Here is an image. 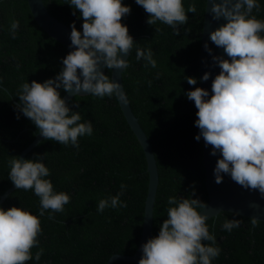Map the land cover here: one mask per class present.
Masks as SVG:
<instances>
[{"label": "trees", "instance_id": "16d2710c", "mask_svg": "<svg viewBox=\"0 0 264 264\" xmlns=\"http://www.w3.org/2000/svg\"><path fill=\"white\" fill-rule=\"evenodd\" d=\"M43 2L52 16L69 28L75 22L82 32L83 19L78 11L72 14L70 0ZM193 3L196 13H187ZM206 3L207 0H183L189 19L176 36L168 25H148V15L135 0H123L125 6L131 7V14L121 22L134 40L129 67L123 71V85L132 111L151 143L159 173L152 238L158 236L160 225L167 219V209L173 206L168 204L169 197L199 198L206 204L209 201L201 139L195 140L199 134L194 126L197 109L185 95L199 87ZM257 3L260 9H253L252 15L264 20V0ZM13 20L19 21L14 38L10 31ZM137 48H150L157 66L145 67L146 61H137ZM68 53L65 46L37 25L27 0H0V196L13 186L9 180L10 159L20 158L39 133L16 110L20 86L33 80L43 83L54 79ZM111 71L106 68L110 79ZM186 77L195 78L197 84L189 85ZM58 91L63 98L66 93ZM68 106L80 112L81 123L92 122V135L79 138V149L70 143L61 145L44 139L25 159L47 153L43 162L51 175L46 179L51 180L54 191L69 194L70 203L63 212L53 213L54 219H49L51 210L40 215L39 197L33 190L17 189L0 205L4 210L22 207L40 219L39 247L31 250L33 258L26 264H107L116 254L132 256L139 246L149 186L148 165L117 97L76 96ZM193 184L195 196H191ZM121 185L125 186L123 190ZM121 191L120 200L127 207L97 211L101 199ZM232 219L241 220V224L228 232L222 225ZM206 223L216 237L213 246L221 249L212 264H264V222L253 227L250 218L222 212ZM41 248L43 255L37 261L35 255Z\"/></svg>", "mask_w": 264, "mask_h": 264}, {"label": "clouds", "instance_id": "9594fccd", "mask_svg": "<svg viewBox=\"0 0 264 264\" xmlns=\"http://www.w3.org/2000/svg\"><path fill=\"white\" fill-rule=\"evenodd\" d=\"M135 3L148 15V25L157 22L168 25L176 36L180 35L179 27L188 23L187 13L197 11L193 3L186 13L183 0H135ZM69 5L74 9L72 14L78 11L83 19L82 32L77 30L75 22L70 25V47L74 50L63 58V68L54 79L23 83L15 107L45 140L61 145L70 143L79 149V138L93 133L92 122L81 123L80 112L70 109L58 89L76 96L82 92L100 98L115 95L127 103L121 84L105 75L100 65L108 70L127 69L128 60L122 54L131 52L134 40L121 22L131 14V7L125 6L123 0H70ZM253 9H260L257 0H222L221 3L213 0L212 19L223 18L227 23L212 31L210 40L223 49L227 59L212 57L220 72L212 80L211 95L200 87L185 95L197 109L194 126L199 134L195 140L199 142L203 138L205 146L212 148L210 155L221 156L213 172L215 183H222V174H226L244 189L258 190L264 197V20L252 15ZM18 27L19 21L13 20L10 28L13 38ZM204 47L211 55L208 45ZM136 59L146 61L145 67L157 66L150 48H137ZM210 75L206 72L202 80L208 81ZM186 80L189 85L197 84L195 78L186 77ZM46 154L23 161L19 157L10 159L9 180L18 190H33L39 197L40 215L51 210L49 219H54L52 214L63 212L71 197L66 192L54 191L51 180L46 179L51 175L43 162ZM124 187L121 185L122 190ZM194 188L193 184L191 196L196 195ZM122 194L121 191L101 199L97 211L127 207L120 200ZM168 204L173 206L167 209V219L160 225L158 236L142 246L143 255L138 264H212L221 249L213 246L217 241L209 232L208 218L198 211L208 205L199 198L175 196L168 198ZM258 222L254 217L250 219L253 227ZM240 224L239 219L225 220L222 227L231 232ZM41 232L38 216L22 207L7 210L0 207V264H26L33 258L31 250L39 247ZM42 255L41 248L35 259L39 261Z\"/></svg>", "mask_w": 264, "mask_h": 264}, {"label": "water", "instance_id": "95a60500", "mask_svg": "<svg viewBox=\"0 0 264 264\" xmlns=\"http://www.w3.org/2000/svg\"><path fill=\"white\" fill-rule=\"evenodd\" d=\"M27 1L31 14L37 25L52 39L65 46L68 52L73 51L74 49L70 47L71 28H69L67 25L52 16V14L46 8L43 0ZM221 2L222 0H215V3ZM233 2H235V0H233ZM212 5L213 0H207L199 53V87L207 90L210 95L212 80L220 72L219 67L214 64L212 57L224 56V58L227 59V56L223 52V49L216 47L210 40L209 34L221 25L227 23V21L223 18L218 21L212 19ZM205 44H207L208 48L211 49V55L208 51L205 50ZM130 53L126 56L122 54V58L128 60ZM100 70L106 75V68H104L103 64L100 65ZM123 71L124 70L122 69L112 70L111 79L113 80V82L121 84V91H123L127 97L123 85ZM206 72L210 73L211 75L209 80L205 82L202 80V77ZM89 95L91 94L83 92L79 94L80 97ZM74 97H76V95H74L73 93H66L63 99H65L67 105H69L70 101ZM117 100L129 127L136 136L138 142L140 143L145 153L149 173V186L147 198L145 201L142 234L140 237L137 251L132 256L116 254L109 259L107 264H114L118 261L131 264H138L139 260L143 255L142 246L150 238H152L153 211L159 186V173L151 143L143 128L141 127L138 118L134 115L128 97L127 103L121 102L118 98ZM43 140V136L38 133L33 143H31L22 152L20 156L21 160L23 161L26 158L27 154L31 152L34 148H36ZM201 144L206 179L205 184L209 199L207 204L208 207L204 210H201V215L206 216L208 220H210L212 218L217 217L222 212H230L250 219L254 217L258 221L264 222V197H262L258 190L253 191L250 189H244L243 187L232 181L230 176L226 174H222V183H215V177L213 175V172L216 166V162L219 158H221V156L219 153H217L216 156L210 155L212 148L211 146H205L203 138H201ZM15 190H17V188L13 185L2 196H0V205L4 203L9 197V195L12 194Z\"/></svg>", "mask_w": 264, "mask_h": 264}]
</instances>
